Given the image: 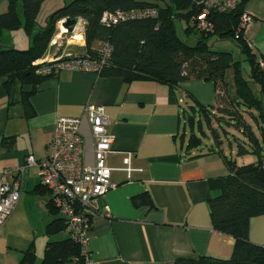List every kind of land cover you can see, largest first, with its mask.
<instances>
[{
  "label": "crops",
  "instance_id": "0c3cea01",
  "mask_svg": "<svg viewBox=\"0 0 264 264\" xmlns=\"http://www.w3.org/2000/svg\"><path fill=\"white\" fill-rule=\"evenodd\" d=\"M7 6V0H3L0 13L6 11ZM245 11L252 16L245 37L251 44V51L264 61V0H249ZM84 27V19L78 17L69 32L76 38L62 41L54 35L39 60L67 53L86 54ZM19 29L22 28L15 30L17 33L2 31L0 44L4 43L2 39L10 38L5 42L10 47H28L29 38L23 29L22 32ZM77 30L81 36L76 35ZM54 39L56 43H53ZM97 47L98 43L93 44V48ZM245 71L247 77H243L249 85L257 84L250 82L249 68ZM2 83L3 79H0V173L24 166L30 154L37 160L44 158L58 117H83L87 104L104 106L108 118L106 129L113 136V151L106 155V164L112 168L111 179L116 186L93 203L95 213L89 217L86 245L88 264H174L177 258L210 256L227 259L231 256L233 236L215 229L211 222L208 200L220 191L211 186L210 180L230 174L224 157L236 165L243 164H238L222 149L218 128L222 120L228 119L223 114L224 109L238 111L250 132L246 134L242 127H235L243 136L239 141L234 137L236 148L238 144L243 145L256 154L255 161L261 160L264 100L260 87L258 91L251 89L260 106L247 108L232 100L236 95L229 96L227 87L224 92L211 80L187 78L170 86L151 79L126 82L119 77L93 72L62 70L37 85L28 98L33 113L27 116L20 92L30 91L31 85L20 87L17 84L9 96ZM223 96L228 98L227 104L221 102ZM201 107L208 109V117L201 112ZM246 109L257 111L258 117L249 111L251 119L247 120ZM232 121L233 118L226 122L231 125ZM202 122L209 133L203 129ZM80 129L82 160L91 163L92 140L85 120ZM3 140L10 144L7 146ZM228 144L232 154L234 148L230 140ZM128 153L131 154L130 172L124 170ZM38 171L36 166H25L19 174L21 193L7 219L34 206L43 216L45 229L53 215L48 213L46 206L50 194L35 191L41 186ZM145 194L151 200L150 206L133 204L134 197ZM1 226L0 264H18L22 252L31 242L36 254L34 241L10 245L7 235L2 232L6 224ZM53 235L47 237L44 234L40 251ZM248 239L264 245V214L250 218ZM22 245L26 246L19 248Z\"/></svg>",
  "mask_w": 264,
  "mask_h": 264
},
{
  "label": "trees",
  "instance_id": "16d2710c",
  "mask_svg": "<svg viewBox=\"0 0 264 264\" xmlns=\"http://www.w3.org/2000/svg\"><path fill=\"white\" fill-rule=\"evenodd\" d=\"M46 0H7V10L0 13V36L4 30L22 28L29 38L26 49H17L0 44V79L3 87L11 96L15 86L31 85L28 92H20V101L26 115H32L29 96L37 85L52 75H39L32 62L45 53L51 38L57 31V23L65 18L81 17L85 21L84 40L86 55L96 54L93 44L108 42L111 55L101 75L119 77L126 82L135 79H151L170 86L187 78L211 80L226 89L225 70L232 66L235 84L236 103L251 108L260 106L242 75L241 62L249 68L250 82L259 84L264 100V68L247 45L242 33L235 37L239 19L249 0H240L234 9L227 11L209 10L207 19L213 25L212 31L199 30L190 21L201 9L197 0H70L53 11L45 25L36 29L37 18L43 2ZM21 7V14L18 9ZM157 9L152 18L129 19L109 27L100 23L105 11ZM184 20L185 35H195V43L190 45L182 41L176 33L175 20ZM76 35H80L79 33ZM81 36V35H80ZM228 39L236 44L241 58L233 60L229 51L215 50L209 39ZM206 116L208 109L201 107ZM224 116L233 118L232 126L242 127L246 134L248 125L242 121L238 111L224 109ZM208 117V116H207ZM206 117V118H207ZM229 123V122H228ZM7 146L10 141H4ZM247 150L238 144L237 154ZM258 155L261 153L259 150ZM230 174L211 179V186L219 189L216 197L208 200L209 213L215 229L229 233L234 238L231 256L219 259L210 256L196 258H177L174 264H264V245L252 243L248 239V226L251 217L264 214V170L261 160L236 165L226 157ZM35 191L48 190L38 186ZM49 193V192H48ZM151 205L148 195L133 198V204ZM53 218L46 224L44 234H53L67 230V222L53 205L51 198L46 204ZM75 260V261H74ZM36 254L31 242L22 252L18 264H35ZM80 245L70 236L61 240H47L43 255L37 264H83Z\"/></svg>",
  "mask_w": 264,
  "mask_h": 264
},
{
  "label": "built area",
  "instance_id": "2783aa9c",
  "mask_svg": "<svg viewBox=\"0 0 264 264\" xmlns=\"http://www.w3.org/2000/svg\"><path fill=\"white\" fill-rule=\"evenodd\" d=\"M240 0H197L200 11L190 19L199 30L212 31L213 25L207 19L209 10L227 11L234 9ZM157 15V9L105 11L100 17V23L111 26L134 18H152ZM64 20V19H63ZM59 21L60 25L62 21ZM252 16L244 11L239 19L235 37L242 33L247 45L250 42L245 35L250 26ZM61 33H68L62 31ZM60 33V34H61ZM56 34L57 40L61 35ZM70 35V39H75ZM67 41V40H66ZM56 43V40H53ZM94 55L64 54L46 60L36 59V73L39 75H55L62 70L93 72L101 74L108 64L111 55V45L103 42L97 47ZM264 67V61L259 62ZM86 121L92 140L93 161L84 163L82 160L81 123ZM108 118L104 106L87 104L83 117H64L56 119L55 128L48 143L47 154L37 160L33 155L26 157L25 165L14 170H4L0 173V226L14 211L20 193L21 176L25 166L38 168L41 185L45 187L53 205L67 222L70 237L80 245L83 264H88V230L93 211V203L97 197L113 189L116 184L111 179L112 168L106 164V155L111 153L113 136L107 131ZM131 154L126 156L124 170L130 172ZM261 166L264 170V150L262 151ZM15 173V174H14ZM75 261V260H74Z\"/></svg>",
  "mask_w": 264,
  "mask_h": 264
},
{
  "label": "rangeland",
  "instance_id": "374dc122",
  "mask_svg": "<svg viewBox=\"0 0 264 264\" xmlns=\"http://www.w3.org/2000/svg\"><path fill=\"white\" fill-rule=\"evenodd\" d=\"M69 1L70 0H46V1H44L42 6H41V10L39 12L38 18H37L38 24L36 25V29L44 26L46 18L53 11H55L57 8L63 6L65 3H68ZM2 2H3V0H0V3H2ZM18 11L21 14V7L20 6H19ZM175 27H176L177 36L182 41H184L190 45L195 43V38H196L195 35L187 36V35H185V33L183 31L184 30L183 28L185 27L184 20H179V19L175 20ZM15 30H17V29H15ZM15 30L13 33H17V31H15ZM19 30L22 32V29H19ZM61 30L65 31L66 29H62V26L58 22L57 23V31H56L55 35L60 34ZM76 34H78V30H77ZM60 35H61L60 39H63L62 41H66V40L70 39V33H61ZM8 40H10V38L2 39L1 41L4 42L3 45H5V44L9 45V44L5 43ZM16 40H17V38H16ZM209 43L212 44V47L215 50H223V51L231 52L233 60L239 59L238 47L231 40L218 39L216 36H213L209 39ZM14 48H16V47H14ZM26 48L27 47H25L24 49H26ZM17 49H21V48L18 46ZM260 67L264 68L261 65H260ZM241 70H242V75L244 77H247V73L245 70H248V67H247V63L244 61L241 62ZM232 71H233L232 66H229V68L226 70V72L224 74V80L226 82L227 92L229 93V96H235V84H234ZM250 88L253 91L254 90L258 91L259 85L258 84H252L250 86ZM219 89L224 91V87H222L220 85H219ZM224 96L220 98L222 100L221 102L223 104H227L228 98H226ZM215 101H216V97H215L213 103ZM246 111L247 112H245L246 113L245 116H246L247 120L251 119L249 111H252L253 114L256 117H258L257 111H255L253 109H251V110L246 109ZM224 119H226V118H224ZM226 121H229V120L228 119L222 120L221 127L218 128L220 135H221L222 142H223L222 143V149L226 152V154L229 157L234 158L238 162V164L250 163V162H252L251 161L252 159H253V161H255L257 156L253 152L246 151L243 154H237L236 140L234 139V137H236L237 141H239L238 139L243 137V136H242V134L239 133V128H235L234 126L227 124ZM202 124H203V129L205 130V132L209 133V129L206 127L205 123L202 122ZM257 132H260V129L259 130L257 129ZM228 140L231 141L232 148H234V152L232 154H230V148H229ZM42 218H43V216L38 213V209L35 208L34 206H32L30 209H25L24 211H19L18 213L16 212V214H14L12 219L6 220V222H5L6 227H4L2 229L3 234L7 235L10 245L13 244L14 246H18L19 244H21V242H22V244H26L28 242L34 241V244H35L36 250H37L36 256L38 258L36 260V262H38L40 260V256L42 255L41 252H43V251H40L41 248L43 249L41 243L44 242L43 238H45V236H44V225H45V223L42 222ZM5 224H2L1 227H3ZM68 236H69V232H68V230H65V231H61L60 233H58L56 235H53L51 237V240H53L54 238H57V239L59 238L58 240H60V239L66 238ZM23 246L24 245H22L19 248H23ZM12 248L17 249V247H12ZM6 259H11V258H6Z\"/></svg>",
  "mask_w": 264,
  "mask_h": 264
},
{
  "label": "water",
  "instance_id": "95a60500",
  "mask_svg": "<svg viewBox=\"0 0 264 264\" xmlns=\"http://www.w3.org/2000/svg\"><path fill=\"white\" fill-rule=\"evenodd\" d=\"M77 20L73 18H65L61 25L66 28V31L69 33L73 30L74 26L76 25Z\"/></svg>",
  "mask_w": 264,
  "mask_h": 264
},
{
  "label": "bare ground",
  "instance_id": "6f19581e",
  "mask_svg": "<svg viewBox=\"0 0 264 264\" xmlns=\"http://www.w3.org/2000/svg\"><path fill=\"white\" fill-rule=\"evenodd\" d=\"M62 26V25H61ZM62 29H66V28H64L63 26H62ZM66 31V30H65ZM76 38V37H75Z\"/></svg>",
  "mask_w": 264,
  "mask_h": 264
}]
</instances>
